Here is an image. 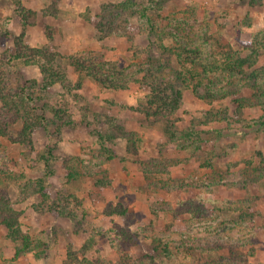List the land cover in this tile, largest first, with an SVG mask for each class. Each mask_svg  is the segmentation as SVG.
<instances>
[{
  "label": "rangeland",
  "instance_id": "374dc122",
  "mask_svg": "<svg viewBox=\"0 0 264 264\" xmlns=\"http://www.w3.org/2000/svg\"><path fill=\"white\" fill-rule=\"evenodd\" d=\"M126 1L0 0L6 88L27 84L39 107L62 113L47 109V127L34 119L32 145L0 136V198L33 241H13L0 209V264H264V0ZM105 7L115 21L102 30ZM20 34L95 59L128 87H105L62 57L71 89L42 91L37 65L8 59ZM238 57V77L215 69ZM154 76L182 93L171 114L134 108ZM237 93L248 100L240 107ZM7 111L0 100V125L18 136L23 120ZM172 122L197 131L184 147L166 133ZM153 157L161 162L145 171Z\"/></svg>",
  "mask_w": 264,
  "mask_h": 264
},
{
  "label": "trees",
  "instance_id": "16d2710c",
  "mask_svg": "<svg viewBox=\"0 0 264 264\" xmlns=\"http://www.w3.org/2000/svg\"><path fill=\"white\" fill-rule=\"evenodd\" d=\"M131 4L135 5L134 0H127L125 2L126 6H131ZM133 5V6H134ZM19 6V5H18ZM110 11H113L112 9H109L108 7L103 9L102 14V21L100 22L101 29L108 28L110 29L112 25V22L115 21L110 19V23L107 22V17L110 15ZM119 11V10H118ZM121 12V11H120ZM126 19V18H125ZM108 23V24H107ZM107 25V26H106ZM15 52L11 53L8 56V59H19L22 61V63L26 65L34 64L39 67L40 73L42 74V81H41V90L47 91L49 87H51L54 84H60L64 88L70 90V82L67 77V71L62 66L61 62L59 61L60 58H68V61L71 65H74L75 69L80 72V74L85 73L88 76H91L93 79L98 81L101 85H104L105 87H115L120 89H125L128 87L127 82H116L117 78L113 77V75L103 74L102 73V64L101 62H97V60L88 59L77 56L74 54L70 55H62L59 52L51 51L47 46L41 45V46H31L24 42L23 35H17L15 36ZM192 51V50H191ZM195 52V50L193 51ZM242 57L234 58L232 61L225 62L221 66H217L215 69L220 68L222 72H224L225 76H234L238 77V74H243V65L244 60ZM205 65V64H204ZM212 66L205 65L203 70L204 71H211ZM206 71V72H207ZM239 74V75H240ZM154 82L151 83V91L148 92L146 95H144L142 102L139 104V107H134L136 110L143 112L144 114L148 116L152 115H168L171 114L173 111H175L178 108L182 93L179 89L174 88V86L171 84L169 87H162V82L157 78L156 76L153 77ZM80 82V81H79ZM37 83L35 82V85ZM234 84V83H232ZM244 86V84H241ZM248 87H251L252 89L256 88V84H247ZM231 88V87H230ZM227 89V88H226ZM228 90V89H227ZM225 90V93L226 91ZM262 90V89H261ZM232 91V90H231ZM236 91V90H235ZM238 92V90H237ZM262 93L264 94V90H262ZM215 96L213 94H209L207 98H214ZM36 97L32 94L30 87L27 84H23L19 86L18 88H6V85L4 83V79H2V76L0 74V100L2 103V109L12 111L14 114L22 118L23 125L21 129L18 132V136L12 137L10 136V131L7 124L0 125V136H7L10 139H13L14 141H20V142H27L30 145H32V137L31 132L33 130V126H35V120L41 119L42 124H44L45 127L48 125L45 124L46 122V111L47 109L52 108L54 115L56 118H62L61 110L54 108L49 105V103L46 104V106H38L36 102H34ZM234 100L237 101L238 106H242L247 100V97L239 95L237 93V96L234 98ZM37 108H41L42 111L37 114L36 116L32 115L34 111L37 110ZM8 112V111H7ZM35 114V112H34ZM36 118V119H35ZM35 119V120H34ZM45 122V123H44ZM260 123L264 124V121H260ZM119 128L123 131V133L127 136L128 139V146L130 144L133 146L132 148L134 151H137L138 145L137 140L138 137L135 136V132H126V128L121 124ZM181 129L178 128V126L175 124V122H172L171 124H168L166 127V133L170 139H177L180 140L181 146L184 147L185 145V139L189 137L194 132H197L194 129ZM101 137V142L103 139H105L107 136L103 134H99ZM105 146V145H104ZM103 149L106 151V157L107 159H112L115 157V153L112 151V149L104 147ZM51 153L48 152V155ZM151 164H146L147 170H152L153 165H156L155 162L160 163L161 161L156 159L155 157L150 159ZM149 161V162H150ZM78 174L76 168H72L68 172V177L72 178ZM98 185H101L104 183L102 177H98ZM40 184L41 193L44 197H48V193L45 190L44 182L42 178H39L38 180ZM0 198V209L2 212H4V218H2V222L7 226L8 228V235L10 236L13 241L19 240L20 237H23V246L25 247H31L32 238H29L28 233H25L20 228V222L18 220V213L8 205V198L4 194H1ZM52 208L51 206H49ZM67 211V210H66ZM63 208L58 209V212L62 215H74L73 212H66ZM20 249V248H19ZM23 250V248L21 249ZM86 259V258H83ZM88 260V259H86ZM77 264H80V262Z\"/></svg>",
  "mask_w": 264,
  "mask_h": 264
}]
</instances>
